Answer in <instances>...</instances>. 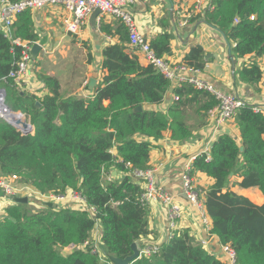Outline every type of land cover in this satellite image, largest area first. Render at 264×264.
Instances as JSON below:
<instances>
[{"label": "trees", "instance_id": "trees-1", "mask_svg": "<svg viewBox=\"0 0 264 264\" xmlns=\"http://www.w3.org/2000/svg\"><path fill=\"white\" fill-rule=\"evenodd\" d=\"M211 5V10L193 14L189 23H204L223 34L228 45L234 44L236 59L264 55V0H211ZM113 27L103 19L99 23V33L113 41L100 52L103 76L86 98L62 97L59 82L43 72L37 73L43 94L22 92L20 84L8 78L22 48L0 32L4 104L34 128L32 134L23 135L0 120V175L15 177L21 186L42 195L80 192L87 205V210L70 204L48 207L34 200L39 209L18 203L8 206L0 220V264H107L90 246L82 247L91 240L96 224L101 226L104 255L129 256L131 244L149 234V208L140 202L144 181L132 173L149 169L150 140L168 132L171 140L186 141L191 135L189 114L202 127L217 105L210 93L187 83L173 84L152 65H141L128 46L124 25L116 20ZM12 38L37 40L30 11L17 16ZM172 40L173 35L164 31L149 46L165 60ZM205 63L199 45L191 46L182 62L200 72ZM261 75L254 61L235 72L241 83L253 87ZM169 94L174 99L164 112L137 110L158 106ZM233 123L239 142L229 133L220 135L210 147L209 161L204 153L193 160L190 176L198 172L213 180L208 189L199 188L211 225L208 234L233 251L235 264H264V204L254 205L228 189L232 174L241 178L237 186L256 187L264 196V116L245 105L236 111ZM110 170L122 174L120 180L108 181ZM68 247L72 248L66 251ZM132 264L225 263L193 242L188 230H174L155 254Z\"/></svg>", "mask_w": 264, "mask_h": 264}, {"label": "crops", "instance_id": "crops-1", "mask_svg": "<svg viewBox=\"0 0 264 264\" xmlns=\"http://www.w3.org/2000/svg\"><path fill=\"white\" fill-rule=\"evenodd\" d=\"M195 1L133 0L129 9L139 33L148 43L153 37L163 34L164 31L173 35L171 54L164 57L171 66L176 67L181 64L190 47L199 45L204 50L206 60L204 70L199 71V77L223 93L237 96L248 106H264V55L259 58L247 56L243 59H236L232 53L234 44L228 45L223 34L210 26L204 23L179 25L184 20L183 16L195 4ZM30 13L34 23V33L37 36L35 42L41 46V51L38 53L35 62L30 66L26 77L19 83L21 91L35 92L38 95L43 94V91H45L44 85L37 79V73L43 72L59 82V92L62 97L82 96L86 98L91 96L93 88L101 82L103 76L99 66L100 52L104 46L113 40L99 33V23H96V29L92 28L90 17L87 26L79 35L67 33L63 28L65 12L59 5H48L41 10L30 11ZM101 19L114 29L113 26L116 20L111 17H102ZM161 24L166 25L167 28L163 29ZM82 41L90 43V48L94 50L93 56L90 51L88 52L90 70L89 68L86 69L89 73L84 75L79 72L77 75H68L66 67L68 64H72L71 61L68 62V56L64 53L74 48L72 45L79 47ZM60 55H62L61 61L65 60L66 64H61L62 71H57V56ZM90 56L92 57L91 60ZM137 56L141 65H147L142 55L137 53ZM253 61L262 73L261 80L255 87L243 84L235 77V72L243 64L247 65ZM91 79L95 80L93 88L88 87ZM172 98L173 95L169 94L162 104L142 106L141 108L164 112L171 104ZM187 125L191 127V135L186 141L181 143L173 141L170 138V133L167 132L159 140H150L153 147L149 152V169L153 172L156 187L180 207L181 216L176 221L171 222L168 216L169 203L160 199L154 200L148 206L149 234L139 239L136 244L139 249L145 244L160 246L166 242L174 230H188L193 242L207 241L205 248L224 262L225 255L217 238L209 236L201 226L198 214L182 191L181 173L189 162H193L197 156L210 148L220 135L229 133L239 142V132L233 120L224 125H218L214 119L209 117L204 126L198 127V119L192 114H189L187 118ZM109 176L120 180L122 174L110 170ZM192 178L198 189L206 190L213 184V180L202 173L197 172ZM240 181L239 176L231 174L228 189L247 198L254 205H263L264 196L258 188L243 189L237 186ZM12 204L11 200L6 199L0 193V220L3 218L5 209ZM35 206L40 207L36 204ZM95 230H97L95 234L97 235L98 232V235L91 234L92 242L99 240L101 226L97 224ZM66 251L69 250L66 249Z\"/></svg>", "mask_w": 264, "mask_h": 264}, {"label": "built area", "instance_id": "built-area-1", "mask_svg": "<svg viewBox=\"0 0 264 264\" xmlns=\"http://www.w3.org/2000/svg\"><path fill=\"white\" fill-rule=\"evenodd\" d=\"M132 3L133 0H0V32L4 37L11 41V44L18 45L22 48L21 58L15 69L9 73L8 78L21 83V81L28 74L30 66L34 62L31 58L30 50L37 42L20 41L12 38V25L19 14L25 11L41 10L48 5H59L65 12L63 20L64 30L71 35H79V33L87 26L88 19L91 14L98 9L100 11V15L95 19V24L100 23L102 17H111L122 23L128 34V46L134 54L137 55L138 53L142 55L146 64L152 65V67L159 74L173 82V84L187 83L197 89L204 90L213 95L217 101V105L209 111L208 117L214 119L216 124L224 125L227 122L232 121L236 111L244 107L246 104L237 96L225 94L216 89L212 84L199 77L200 73L198 70L189 68L182 63L173 67L166 60L157 57L154 51L150 48L149 43L139 33L134 17L129 9ZM212 8L211 0H196L195 4L190 8L191 10H188V12L183 16L184 20L181 21L179 25L183 26L189 23L188 20L193 14H201L207 10H211ZM250 19L252 20L253 17ZM4 101L5 93H3L0 89V120L6 121L10 119L9 115L11 114V111L6 108ZM251 110L254 114L264 116V106H251ZM4 116L6 118H4ZM209 150L210 148L203 152L207 156L206 161H209ZM112 153L115 154L114 150ZM191 165L192 162H189L184 171L181 173L182 191L188 202L198 214L201 226L208 233L211 226L210 220L201 201V192L194 183L193 178L190 176ZM132 175L135 178L142 179L144 181L143 192L140 195V202L142 205L148 207L154 200L160 199L170 205L168 216L171 222L176 221L181 216L180 207L173 203L169 197L164 195L161 190L156 187L153 172L150 169L145 171H134ZM107 179L108 181L112 180L111 176H108ZM14 182H16L15 177L6 179L0 175V193L5 197L8 195L23 197L19 194L26 193L24 197H27L32 201L36 199L33 197H38L44 201V204L46 202L53 203L56 206L70 204L74 208L87 210L86 202L80 192L69 190L66 194L62 195H42L25 186L20 185V187H16ZM89 210L93 211L92 209ZM96 231L97 230L94 229L92 232L94 236L96 235ZM100 238L101 235L99 236V240H96V242H92V240H90L84 243L82 247L84 248L90 246L92 253L98 254L102 261H106L107 264H111L107 260L106 255L102 252ZM200 244L205 247V245H207V241H201ZM71 248L72 247H68L66 249L70 250ZM221 248L225 255L224 263L235 264L233 251L227 246H221ZM158 249L159 245L157 244H145L139 249V258L143 256L149 257L152 254H155Z\"/></svg>", "mask_w": 264, "mask_h": 264}, {"label": "water", "instance_id": "water-1", "mask_svg": "<svg viewBox=\"0 0 264 264\" xmlns=\"http://www.w3.org/2000/svg\"><path fill=\"white\" fill-rule=\"evenodd\" d=\"M99 15H100V11L98 9H96L90 16V25L94 29H96L95 19ZM40 51H41V46L38 43H35L30 50V55H31V58L34 62H35L36 57ZM94 85H95V80L91 79L88 87L93 88ZM3 93H4V91H3ZM137 110H141V107H138ZM11 114L20 116L22 118V120H23V118H25V116H23L22 114H19V113L11 112ZM6 121L9 125L14 127L17 131H19L23 135L32 134L34 132L33 126L29 123V121L26 118L23 120V123H24L23 126H20L13 119H9ZM6 199L11 200L13 202V204H17V203L18 204H28V202H29V199L27 197H17V196H13V195L6 196ZM45 205L48 207L55 206L53 203H50V202H46ZM106 257H107V260L111 264H132L135 260H137L139 258V248H138L136 242H134L131 244V254L129 256L125 257L124 259H118V258H115L113 256H106Z\"/></svg>", "mask_w": 264, "mask_h": 264}, {"label": "rangeland", "instance_id": "rangeland-1", "mask_svg": "<svg viewBox=\"0 0 264 264\" xmlns=\"http://www.w3.org/2000/svg\"><path fill=\"white\" fill-rule=\"evenodd\" d=\"M72 46L74 48H71L69 50V52L67 51V52L64 53V55L67 54V56H68V59H67L68 62L71 61V64H72V65H70V64L67 65L66 72L68 73V75L69 74H71V75H75L76 74L77 75V74H79V72H81L84 75L88 74L89 71L86 69V68H89L88 52L90 51V54H92V56H93L94 50L90 48L91 47L90 43H87L86 41H82V43H80L79 47H75V45H72ZM62 55L57 56V63H58V65L56 66V70L57 71H62L63 68H62L61 64H66L65 60L61 61V56ZM77 65H79L80 68L77 67ZM89 70H90V68H89ZM14 185L16 187H20L19 183H15L14 182ZM25 194L26 193H21L20 196H25ZM33 198L38 199V200H36V199L35 200L38 201L39 203L44 202L41 199H39L38 197H33ZM30 199H31V197H30ZM28 206L29 207L32 206L34 209H39L40 208V207H36L35 206L34 200L33 201L29 200Z\"/></svg>", "mask_w": 264, "mask_h": 264}, {"label": "bare ground", "instance_id": "bare-ground-1", "mask_svg": "<svg viewBox=\"0 0 264 264\" xmlns=\"http://www.w3.org/2000/svg\"><path fill=\"white\" fill-rule=\"evenodd\" d=\"M4 118L6 117L4 116ZM9 118L15 120L20 126L24 125L22 118L18 115L10 114Z\"/></svg>", "mask_w": 264, "mask_h": 264}]
</instances>
